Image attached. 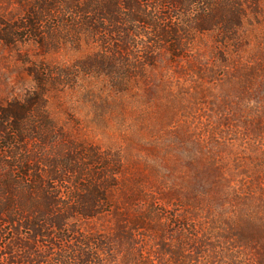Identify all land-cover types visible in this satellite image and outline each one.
Returning <instances> with one entry per match:
<instances>
[{
	"label": "rangeland",
	"instance_id": "374dc122",
	"mask_svg": "<svg viewBox=\"0 0 264 264\" xmlns=\"http://www.w3.org/2000/svg\"><path fill=\"white\" fill-rule=\"evenodd\" d=\"M25 1L0 0V30ZM245 7L234 42L188 35L177 59L163 44L143 67L133 50L130 77L80 74L50 91L57 130L122 157L113 214L93 227L115 246L130 228L135 264H264V0ZM22 38L0 42V106L34 88L31 64L57 72L90 50L43 54Z\"/></svg>",
	"mask_w": 264,
	"mask_h": 264
},
{
	"label": "trees",
	"instance_id": "16d2710c",
	"mask_svg": "<svg viewBox=\"0 0 264 264\" xmlns=\"http://www.w3.org/2000/svg\"><path fill=\"white\" fill-rule=\"evenodd\" d=\"M245 1L23 3L19 22L0 30L1 43L12 45L25 37L43 54L66 45L90 50L57 72L31 64L26 72L34 88L0 106V264H135L130 257L134 237L130 228L116 232L115 246L93 227L113 214L109 193L119 184L122 157L85 148L57 130L50 91H64L67 82L80 74H102L113 84L122 76L130 77L133 50L144 55L143 67L155 65L154 54L163 44L177 59L188 35L220 31L222 41L234 42ZM78 91L82 100L93 95L90 87Z\"/></svg>",
	"mask_w": 264,
	"mask_h": 264
}]
</instances>
